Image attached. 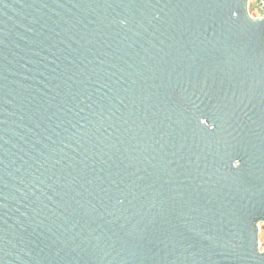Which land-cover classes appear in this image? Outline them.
<instances>
[{
    "label": "water",
    "instance_id": "95a60500",
    "mask_svg": "<svg viewBox=\"0 0 264 264\" xmlns=\"http://www.w3.org/2000/svg\"><path fill=\"white\" fill-rule=\"evenodd\" d=\"M258 221L247 0H0V264H264Z\"/></svg>",
    "mask_w": 264,
    "mask_h": 264
},
{
    "label": "built area",
    "instance_id": "2783aa9c",
    "mask_svg": "<svg viewBox=\"0 0 264 264\" xmlns=\"http://www.w3.org/2000/svg\"><path fill=\"white\" fill-rule=\"evenodd\" d=\"M247 10L250 15V18L253 19H264V0H247ZM255 12V13H254ZM258 243L257 249L259 253H264V248L261 247L264 245V240H262V234L264 233V223L258 221Z\"/></svg>",
    "mask_w": 264,
    "mask_h": 264
},
{
    "label": "flooded vegetation",
    "instance_id": "af4514ba",
    "mask_svg": "<svg viewBox=\"0 0 264 264\" xmlns=\"http://www.w3.org/2000/svg\"><path fill=\"white\" fill-rule=\"evenodd\" d=\"M205 122V124H207V126L209 127V128H213V123H214V121L213 122H208V121H204ZM216 122V121H215ZM241 163L240 162H235V165L237 166V165H240Z\"/></svg>",
    "mask_w": 264,
    "mask_h": 264
},
{
    "label": "rangeland",
    "instance_id": "374dc122",
    "mask_svg": "<svg viewBox=\"0 0 264 264\" xmlns=\"http://www.w3.org/2000/svg\"><path fill=\"white\" fill-rule=\"evenodd\" d=\"M254 13H255V12H254ZM261 238H262V240H264V233L262 234V237H261Z\"/></svg>",
    "mask_w": 264,
    "mask_h": 264
}]
</instances>
